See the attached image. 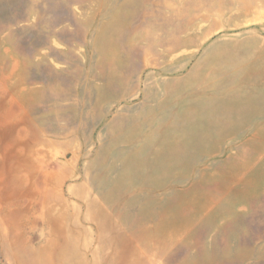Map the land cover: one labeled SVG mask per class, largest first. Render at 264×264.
I'll list each match as a JSON object with an SVG mask.
<instances>
[{
  "label": "rangeland",
  "instance_id": "obj_1",
  "mask_svg": "<svg viewBox=\"0 0 264 264\" xmlns=\"http://www.w3.org/2000/svg\"><path fill=\"white\" fill-rule=\"evenodd\" d=\"M263 44L264 0H0V264H264V108L129 131L218 104L201 66L264 74Z\"/></svg>",
  "mask_w": 264,
  "mask_h": 264
},
{
  "label": "crops",
  "instance_id": "obj_2",
  "mask_svg": "<svg viewBox=\"0 0 264 264\" xmlns=\"http://www.w3.org/2000/svg\"><path fill=\"white\" fill-rule=\"evenodd\" d=\"M262 46L264 48V44ZM208 66L212 67L211 65ZM201 67L200 78H221L226 79L229 83H234L232 87L228 88L226 86L224 88L222 99L217 101L218 104L200 102L192 107V111L185 110L179 112L171 119L166 115L161 120L151 122L149 124L150 129L143 137L136 133V129L129 130L131 140L138 139L143 142H148L154 139L157 142H161L162 139H165L167 143H172L170 147L173 148V144L179 142H185L186 140L198 141L213 136L215 134L217 118L219 115L224 114V111L257 110L264 108V74H258V70H253L249 74L237 77L229 75L224 71L222 73L218 71L213 73V70L210 71L209 67L204 65ZM189 78H191L190 75ZM215 80H212L213 82L211 81L210 84L217 85ZM255 95L259 96L260 101L255 98ZM108 112L110 110H107L105 114ZM167 120L169 125L167 123L165 126L164 123ZM113 128V131H117V124L113 123ZM175 154L179 156V152H175Z\"/></svg>",
  "mask_w": 264,
  "mask_h": 264
}]
</instances>
